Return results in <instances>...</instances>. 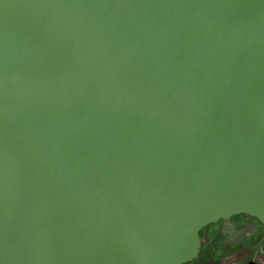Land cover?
<instances>
[{
    "label": "water",
    "instance_id": "water-1",
    "mask_svg": "<svg viewBox=\"0 0 264 264\" xmlns=\"http://www.w3.org/2000/svg\"><path fill=\"white\" fill-rule=\"evenodd\" d=\"M264 222V0H0V264H185Z\"/></svg>",
    "mask_w": 264,
    "mask_h": 264
},
{
    "label": "flooded vegetation",
    "instance_id": "flooded-vegetation-1",
    "mask_svg": "<svg viewBox=\"0 0 264 264\" xmlns=\"http://www.w3.org/2000/svg\"><path fill=\"white\" fill-rule=\"evenodd\" d=\"M198 256L185 264H264V222L247 213L221 218L200 232Z\"/></svg>",
    "mask_w": 264,
    "mask_h": 264
}]
</instances>
